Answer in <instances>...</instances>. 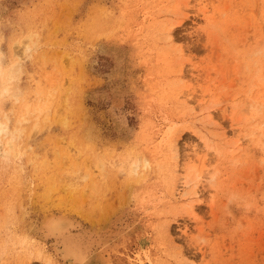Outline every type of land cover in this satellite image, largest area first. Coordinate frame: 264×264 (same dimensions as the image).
I'll list each match as a JSON object with an SVG mask.
<instances>
[{
  "label": "rangeland",
  "instance_id": "rangeland-1",
  "mask_svg": "<svg viewBox=\"0 0 264 264\" xmlns=\"http://www.w3.org/2000/svg\"><path fill=\"white\" fill-rule=\"evenodd\" d=\"M0 17L43 29L29 79L57 90L26 171L0 172V264L75 262L53 214L88 264H264V0H0ZM138 158L151 170L119 173Z\"/></svg>",
  "mask_w": 264,
  "mask_h": 264
},
{
  "label": "clouds",
  "instance_id": "clouds-1",
  "mask_svg": "<svg viewBox=\"0 0 264 264\" xmlns=\"http://www.w3.org/2000/svg\"><path fill=\"white\" fill-rule=\"evenodd\" d=\"M44 46L43 29L24 27L17 18L0 17V172L26 171L33 151L30 138L44 130L42 126L55 108L57 90L49 87L41 91L29 79V70ZM255 55L264 56V48L257 49ZM151 167L150 160L138 158L120 167L119 173L136 177ZM87 179L79 176L81 183ZM228 203H233L232 197Z\"/></svg>",
  "mask_w": 264,
  "mask_h": 264
},
{
  "label": "bare ground",
  "instance_id": "bare-ground-1",
  "mask_svg": "<svg viewBox=\"0 0 264 264\" xmlns=\"http://www.w3.org/2000/svg\"><path fill=\"white\" fill-rule=\"evenodd\" d=\"M171 31V30H170ZM171 33L169 34V38H171ZM258 100V99H257ZM196 101V100H195ZM255 105V104H254ZM257 106V105H256ZM255 107H253L254 109ZM252 109V108H250ZM249 109V110H250ZM252 109V110H253ZM209 112V111H208ZM254 111H252L253 113ZM251 113V114H252ZM256 113V112H254ZM209 114V113H208ZM255 115V114H254ZM253 115V117H254ZM257 116V113L256 115ZM257 127V126H256ZM261 128V127H260ZM263 128V127H262ZM257 130V129H256ZM251 134H255V132L251 131L250 135L249 136H252ZM177 152L178 150L175 149ZM200 155V154H199ZM196 156V155H195ZM187 157V156H186ZM190 157V156H189ZM188 157V159H189ZM184 158V157H183ZM182 158V159H183ZM197 158V157H196ZM193 160V159H192ZM196 161V160H195ZM199 161V159H198ZM192 163V161H191ZM197 163V162H196ZM206 164L204 163V166ZM196 166L194 165H191L190 167H188L190 170L194 169ZM188 177V175H187ZM187 177H185L183 180H182V184L186 185L187 184ZM205 171H204V174L203 175H200L198 176V179L196 181V187L198 186V184L201 182V179L203 180L205 178ZM71 186V185H70ZM177 188V187H176ZM199 190V189H198ZM198 190H194L193 193H191V196H197V192ZM178 192V190H177ZM179 194V193H178ZM190 210L193 211L194 210V206L192 205V203L190 204ZM58 216V215H57ZM57 216H49L47 218V220H45L46 222L43 224L42 227H45V231L50 235V236H55V238L57 239L58 243L60 245L63 246V254L64 256L66 257L65 260H70V259H73L75 260L72 261V263L70 264H75V263H81V264H88L90 261H89V253L86 251V250H82L80 248H75L74 244L72 243L73 242V239H72V234H71V227H73L71 224H72V221L69 220V218L67 219L64 218V217H57ZM74 222V221H73ZM78 222V221H77ZM79 224V223H78ZM74 225V224H73ZM75 227V226H74ZM78 230V229H77ZM47 235V234H46ZM48 236V235H47ZM59 248V247H58ZM57 250V249H56ZM64 260V261H65ZM91 263V262H90Z\"/></svg>",
  "mask_w": 264,
  "mask_h": 264
}]
</instances>
